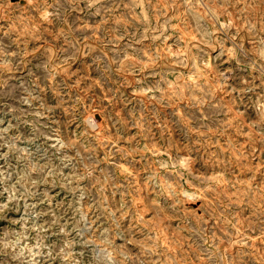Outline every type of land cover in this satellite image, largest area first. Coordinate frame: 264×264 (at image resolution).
<instances>
[{
    "label": "rangeland",
    "instance_id": "1",
    "mask_svg": "<svg viewBox=\"0 0 264 264\" xmlns=\"http://www.w3.org/2000/svg\"><path fill=\"white\" fill-rule=\"evenodd\" d=\"M0 264H264V0H0Z\"/></svg>",
    "mask_w": 264,
    "mask_h": 264
},
{
    "label": "bare ground",
    "instance_id": "2",
    "mask_svg": "<svg viewBox=\"0 0 264 264\" xmlns=\"http://www.w3.org/2000/svg\"><path fill=\"white\" fill-rule=\"evenodd\" d=\"M209 5V4H208ZM206 9V8H205ZM206 11V10H205ZM222 11V10H221ZM218 16V15H217ZM223 24V23H222ZM94 115V114H93ZM91 126V125H90ZM101 138V137H100ZM183 168V167H182ZM180 177V176H179ZM181 178V177H180ZM17 181V180H16Z\"/></svg>",
    "mask_w": 264,
    "mask_h": 264
}]
</instances>
